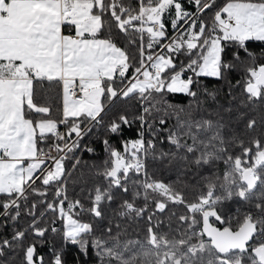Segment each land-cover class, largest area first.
Here are the masks:
<instances>
[{
  "label": "snow or ice",
  "instance_id": "1",
  "mask_svg": "<svg viewBox=\"0 0 264 264\" xmlns=\"http://www.w3.org/2000/svg\"><path fill=\"white\" fill-rule=\"evenodd\" d=\"M256 43L264 0H0V264H264Z\"/></svg>",
  "mask_w": 264,
  "mask_h": 264
},
{
  "label": "trees",
  "instance_id": "2",
  "mask_svg": "<svg viewBox=\"0 0 264 264\" xmlns=\"http://www.w3.org/2000/svg\"><path fill=\"white\" fill-rule=\"evenodd\" d=\"M250 47L252 48L253 51L259 52L260 49L262 47H264V45H260L259 43H256V44L251 45ZM239 76H240L239 72H233L232 73L233 82H235V80L238 79ZM204 82L206 84H208L210 88H217V87L222 86L220 82H217L215 80L208 79V78H206ZM54 92H55V90H53V94H54ZM221 95L223 97V93ZM170 99L181 100V99H183V97L179 96V95H174V96H171ZM61 130L62 131L64 130L63 127H61ZM94 132H95V130H94ZM125 135L126 136H132L134 138L135 132H134V130L132 132H126ZM102 138H103V130L102 129L96 135L85 138L84 143L89 144V146L96 149L94 154H89L86 152L82 154L83 161L86 162L87 164H89V165L94 164V163L100 164L104 159H106V153L104 151L103 145L100 143V140ZM111 143L118 148L120 147V141L115 137H113L111 139ZM157 178L163 179L169 183L175 181V176L172 174H169V173L158 174ZM182 190L184 191L186 198L189 200H191L194 196V193L196 191H198V189H193L192 187H188L186 189L182 188ZM68 194H69L70 198H76L77 196L80 195V188L79 187L73 188V186L71 184H69ZM229 207L232 209H236L238 207L242 208L243 205H238L236 203H232L229 205ZM153 210H154L153 206L151 205V203H149V206H148L149 213H151ZM173 211H175L177 213H183L184 209L182 206L169 204L168 210L166 211V213H164L162 215L158 214V218L165 219ZM84 219L85 220L88 219L87 215L84 216ZM210 223H212L215 227H220V228L223 227V225L219 224L214 219H211ZM140 225H141V227H143L144 221H141ZM233 226H235V222H233ZM55 243H57V241L55 239H49V241L43 247L39 248V252L42 254L47 253L49 248H51L53 246V244H55ZM74 252H75V248L69 249V256H68L69 262H71L72 253H74Z\"/></svg>",
  "mask_w": 264,
  "mask_h": 264
}]
</instances>
